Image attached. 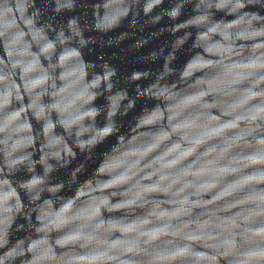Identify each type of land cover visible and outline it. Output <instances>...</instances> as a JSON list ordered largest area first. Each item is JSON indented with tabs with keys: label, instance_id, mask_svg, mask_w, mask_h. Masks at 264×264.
Segmentation results:
<instances>
[{
	"label": "clouds",
	"instance_id": "9594fccd",
	"mask_svg": "<svg viewBox=\"0 0 264 264\" xmlns=\"http://www.w3.org/2000/svg\"><path fill=\"white\" fill-rule=\"evenodd\" d=\"M164 3L92 0L89 27L77 15L58 23L80 0H0V264H264V0ZM188 8L192 19L180 23ZM142 21L154 36L181 29L196 34L183 33L167 53H149L152 60L165 57L158 83L145 88L138 82L152 74L134 70L126 78L135 83L129 95L118 87L115 66L88 61L85 52L112 47L124 34L108 33L121 22L135 29ZM189 38L207 55L194 56L177 73L171 62ZM194 71L200 86L182 91L191 88ZM113 96L123 103H109ZM144 98L152 99L144 105L150 115L125 130V117ZM191 106L192 116L175 126L196 129L189 137L193 148L227 132L221 144L232 152L226 170L246 172L240 184L253 185L252 194L232 206L245 207L231 216L193 215L187 192L193 182L183 181L189 173L162 172L153 168L158 160H144L156 143L125 149L115 164L104 161L109 152L100 153L97 168L111 169L112 177L93 181L83 194L78 180L54 179L81 156L74 176L84 171L110 139L124 148L133 128L140 139L148 135L145 125L174 126L178 109ZM213 108L225 119L205 111ZM146 169L153 170L141 176ZM21 172L27 175L17 178ZM230 194L220 192L201 207ZM14 233L26 238L14 241Z\"/></svg>",
	"mask_w": 264,
	"mask_h": 264
},
{
	"label": "water",
	"instance_id": "95a60500",
	"mask_svg": "<svg viewBox=\"0 0 264 264\" xmlns=\"http://www.w3.org/2000/svg\"><path fill=\"white\" fill-rule=\"evenodd\" d=\"M171 0H165L162 7H168ZM37 5H40L41 0H36ZM81 6L76 9L75 12H69L58 18V23H66L69 16L77 15L80 17L81 25L87 24L89 27L93 24L94 12L96 11L91 7L92 0H80ZM159 11V7L156 9ZM192 19V10L188 8L185 10L184 15L179 18V22L183 23L185 20ZM165 24L168 23L166 20ZM154 29L141 22L137 25L135 29H132L124 22L108 33V35L113 38L121 37L118 39L112 47H95L91 52L86 51L85 56L88 61L96 62L97 65L108 62L109 64L115 66L119 73L120 84L118 87L120 89H127L129 95H135V83H128L127 76L134 70L139 71H149L152 76L148 79L139 81L141 85L145 88L155 87L158 83L156 81V74L163 70V65L165 63V57L161 56L156 60L148 58L149 53L154 50L163 49L166 53L171 51L176 41L183 36V33L192 31V35L195 36V31L193 29H181L175 34L171 32H164L160 35H152ZM86 35H94L99 37L98 32H86ZM147 40V43L143 46H138V41ZM178 51L175 54V59L171 62L174 66V70L177 73H182L188 65V62L194 58L196 55L206 56L207 54L201 49L197 51L196 41L189 38L184 44L178 45ZM193 76L196 77L193 80L190 89H183L182 91H194L200 85L197 80L202 79V77L197 75V72H193ZM175 80V77L172 78ZM116 100L117 103L122 104L123 100L118 99L113 96L109 100ZM98 103H103V100L97 101ZM145 103L151 104V98L141 99L136 107L128 112V115L124 119V129L128 130L130 124H136L140 120L148 117L149 112L144 110ZM175 103H179L176 101ZM195 110V106L188 108L178 109L179 115L173 122L172 127L161 128L159 124L156 125H145L148 135L136 139L138 135L135 128L131 129L129 132V142L124 148L120 145L112 146V140L110 139L105 144L101 145L95 154L97 159L89 160L85 166V170L79 174L73 173V170L79 166L83 161L84 157L81 156L72 161L71 165L66 169H61L60 171L53 174L54 179L57 181H63L68 183L72 181L76 183L77 180L80 183L79 188L76 191L80 194L87 192L89 186L93 181L103 180L104 178L112 177V170L100 171L97 168V160L99 159L100 153L109 152L107 157H104L106 163L115 164L117 156L121 155L125 149H134L140 146L142 143L151 142L156 143L158 146L154 151L150 152L144 160L151 163L153 160H158V163L153 166L154 169L172 173L180 174L187 171L189 174L183 178L184 182H193L192 187L187 189V192L192 195L194 207L190 208L193 215H201L209 211H214L217 216L221 218H227L233 213L241 210L244 205L239 207H232L236 205L238 201L245 200L249 195H251L250 189L253 187L252 184L241 185L240 181L244 180L247 176L246 172L243 171H227L231 163L232 152L225 151L221 148L223 138L227 136V132L217 134L212 137L205 138L203 143L197 145L193 148V145L189 142V137L196 129H186L183 127H176L175 125H181L186 120H188ZM205 111H211L213 115L220 116V119H225V117L220 115L219 108H213ZM166 133V135H164ZM209 147H214L216 150L209 152ZM192 149V151H189ZM177 161V163L171 167H168L171 161ZM117 168L115 171H120ZM153 169H146L141 176L146 175ZM27 175L24 172L18 174L17 178H24ZM214 180L215 184L213 187H203L209 181ZM156 181V177L152 180L141 181L143 186H149ZM134 183L133 182H130ZM179 186V185H178ZM105 191H111L107 189ZM220 192H230V195H226L219 200L215 201L213 204H209L206 207H201L206 201H211L213 197L219 195ZM155 196L157 194H149Z\"/></svg>",
	"mask_w": 264,
	"mask_h": 264
}]
</instances>
